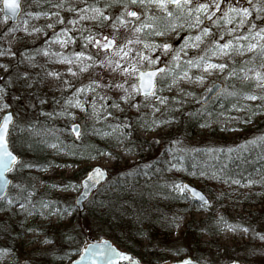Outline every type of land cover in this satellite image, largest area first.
<instances>
[{
	"label": "snow or ice",
	"instance_id": "6c2138e0",
	"mask_svg": "<svg viewBox=\"0 0 264 264\" xmlns=\"http://www.w3.org/2000/svg\"><path fill=\"white\" fill-rule=\"evenodd\" d=\"M36 2L39 4V0ZM225 2L226 0H95L94 3H87L85 0L84 6L81 7L79 5L73 6L71 0H45L47 11L42 10L35 14H26L37 19L45 16L52 21L46 24V28L52 30L51 38H47L48 34L44 33L46 37L44 43L48 47L37 48L35 52L50 59L53 63L67 67L65 72L45 69L42 81L55 80L64 85L65 89H71L73 88L71 81L63 79L66 74L79 77L81 74L87 73L90 76L88 84L75 88L72 95L65 98V107L57 115L67 116L75 121L77 117L73 112L68 111L69 108H75L84 113L87 119L99 122L103 118L107 122L108 118L113 116L112 110L124 112L125 107H121L124 105L127 109H136L138 113L145 108L152 109L154 118L151 121L139 119V123L146 129L171 127L175 122L173 119H158L155 118V113L160 112L161 106L169 105L171 100L176 99V96L170 99L161 93L175 90L177 94L194 95V93L186 91L185 83L189 85L202 83L206 74H211L215 70L225 71L229 68L227 62H213V56L231 57L234 54L244 55L247 52L252 55L253 59L245 61V66L241 67L239 72L235 67L229 71L230 77L243 80L241 89L226 93L242 98L245 103H240L238 99L233 104V110L241 113V115H228L221 131H236L229 124L252 123L254 118L264 114V27L258 26L255 22L260 21V24H264V0H256L255 3L254 0H244L247 6L240 4L239 0H227L228 7L224 9ZM7 7L13 15L19 10L17 0H12L11 3L7 4ZM110 9H119V11L111 12ZM62 11L76 15L72 19L66 20L61 15ZM155 12H158L159 15L154 14ZM160 21H167V23L161 27ZM86 22H92L95 30L86 28L84 26ZM24 24L23 31L28 35L39 34L43 31L41 28H32L29 31L28 21L25 20ZM78 24L81 25L79 28L76 27ZM57 25L62 26L58 32L55 30ZM68 25L72 27L69 28ZM225 25L230 27L225 29L224 34L217 31ZM105 29L110 34H105ZM185 29L189 31L198 29L199 31L196 35L182 37L184 43L179 49L173 50L172 45L167 40L162 44H157L148 39L165 36L168 32H183ZM19 30L18 28H6L0 34V39H6L10 33ZM226 36L230 38L225 39ZM21 39L22 37H16V40ZM78 39L82 41L80 51L73 49L66 54L64 51L51 50L53 44L60 45L61 49H67L69 45H75ZM206 39L211 40L212 46L206 50L204 55L189 57L188 59H183L180 56L181 52L185 56L187 55L186 49L189 46L199 49ZM90 47L96 49V55L89 54L88 49ZM158 51L163 55L175 51L176 54L172 56V61L175 68L180 69V71L177 72L167 67H156L161 62V57L157 54L154 58L153 53ZM100 53H104L102 58ZM9 55L12 57L17 55L11 44L7 48L0 47V56ZM33 60V56L23 57L17 61L15 68H19V65L23 63L34 68ZM256 60H259L258 64L255 63ZM249 64L253 66L249 67ZM15 68L9 64L0 63V73H2L0 74V111L10 108V105L4 102L9 84L19 82L25 89H31L35 86L31 71L16 72L13 78ZM193 70H196L198 74H194ZM240 73L243 74L242 77H240ZM39 75L40 73H37V76ZM101 91H104L105 94L101 95ZM112 92L117 94L115 98L107 94ZM86 93L91 95L85 96ZM141 95L143 98L137 99ZM36 99L41 105L46 103L44 99L39 97ZM252 101H260V103L256 105L248 103ZM182 106L181 102L179 108L170 109L171 113L175 115L176 112H180ZM44 115L51 116L52 113H44ZM189 115L193 114L190 113ZM209 115L211 114L209 113ZM13 122L14 117L11 111H6L0 119V191L10 183L8 173L16 172L18 169L35 167L33 163L21 160L10 149L9 133L10 125ZM109 126L112 127V125ZM210 126L211 121L208 120L200 125L202 129ZM70 130L76 139L81 138V125L79 123H72ZM135 131L136 125L132 122L116 124L113 127V133H117V135L115 136V143L111 147L121 149L125 153L131 152V138ZM96 133L101 135L99 130H96ZM102 135L110 137L112 133L105 132ZM257 141L264 142V136L247 141V144H255ZM154 142L158 143L159 141ZM179 142L178 140L174 141V143ZM51 147L57 149L58 145L52 144ZM241 147H246V145ZM96 153L99 156L106 155L109 159L119 160L122 158L118 153L114 155L113 152H104L99 149H96ZM172 167L174 168L175 165ZM106 177L107 172L103 168L93 165L90 171H86L80 182L83 189L80 196L85 199L89 198V189L100 184ZM232 183L240 184V181L233 180ZM249 183H256V181L250 180ZM17 187L20 186L17 185ZM74 187L71 183L64 185L65 189ZM172 188L180 193L183 198L190 195L194 201L198 202L197 210L210 211L214 207L210 198L188 184L174 181ZM21 190L24 191L25 189ZM29 198L25 197L24 199L27 201ZM0 200H6L8 206L14 203L12 199L7 198L6 194L0 196ZM15 203H18L19 209L27 216L34 214L25 202ZM77 203H80V197L77 198ZM41 209L38 213L40 216H44L43 209H49L48 216L55 215L58 219H62L69 210L55 209L53 211L52 205L44 202H41ZM181 219L179 216L173 217L170 223L173 227L179 228ZM216 223L217 230L242 231L244 234L251 235L253 239L264 241V232L251 227H242L238 224H229L223 216L219 217ZM220 225H223L224 228L221 229ZM42 242L45 244L54 243L47 237ZM7 251V249H0V256L5 255ZM83 251L85 255L80 256L73 264H83L86 259L91 264H116L117 260L132 261L130 256L118 251L107 241L89 245ZM132 264H139V262L132 261ZM179 264H201V262L183 259ZM232 264H239V261L233 260Z\"/></svg>",
	"mask_w": 264,
	"mask_h": 264
},
{
	"label": "trees",
	"instance_id": "16d2710c",
	"mask_svg": "<svg viewBox=\"0 0 264 264\" xmlns=\"http://www.w3.org/2000/svg\"><path fill=\"white\" fill-rule=\"evenodd\" d=\"M161 23L164 21H160ZM35 48H27L35 53L36 56L32 55L34 60L47 62L48 58L38 55ZM255 63H259V60H256ZM37 73L40 75L37 76ZM31 74L35 86L27 92V96L21 93L22 90H16L12 85H8L5 98L9 100L10 105L16 104L17 110L19 108L26 110H22L25 114V124L13 127L11 143L21 154V160L31 162L35 167L23 168L14 172L16 183L10 186L7 195V198L12 199L14 203L8 206L6 200L0 201V231L6 233L9 240L12 241L25 235V229L36 230L39 228V225L32 220H35L39 211L42 210L41 202L51 204L52 209H69L67 214L59 219L60 227L53 226L48 229V236L54 241V246L49 250V253H45L46 251L42 253L41 264H64L66 260L72 258V255L80 253L81 250L78 248L66 247L68 242L75 240L72 230L74 226H77V220L80 218L96 222L94 224L96 227H93L95 237H106L112 240L120 249L132 253L146 264H162L172 256L182 257L185 254H192L198 246V237H202L203 231L207 227H214L213 230H209V233L216 235L220 231L217 230L218 218L223 216L228 223H231L233 217L228 205L230 197H223L222 205H217L216 208L210 210L205 219L187 221V215L200 212L197 210L198 202L189 196L183 198L172 188L174 181H185L187 177L198 181L203 188L209 190L208 185L212 184L211 181L218 186L225 187L228 191L229 189L247 187L248 189H244L246 198L243 200L246 204L264 203V142L257 141L255 144H247V141L264 136V118L258 119L263 114L254 118L253 128L242 135L234 136L235 138L222 137L213 145L197 144L199 147L197 145L189 147L190 144H187L185 150L178 147L174 149L169 144L158 145L163 137L157 139L159 142L156 143L155 140L141 138L133 134L130 146L132 152L137 155V159L122 167L116 166L110 169L108 180L88 200L83 212L73 205L63 208L60 196L47 202L50 189L44 188L45 192L38 194V190L34 187V181L31 179L34 178L32 171L45 170V167L51 164V145L57 144L58 148L67 153L70 159L79 162L97 155L96 149L104 152L115 149L111 145L115 143L117 135V133H112L116 124L114 123L115 119L100 123H91L93 122L91 121L83 126L81 138L76 139L70 130V122L66 116L56 114L55 116L59 117L57 120L44 115L47 112L39 105L36 97L43 96L49 100L56 96L48 94L46 90L48 84L42 83L44 71L35 69L31 70ZM240 77L242 76L240 75ZM240 80L241 78L229 77L225 86H231L233 91L240 90L244 83ZM238 99L240 103L243 100L236 96L226 95L214 98L207 105L197 103L195 106L191 102L182 103L180 112H176L175 115L168 114L167 118L159 119H175L186 139L192 142L193 138L198 137L199 131L202 129L200 125L205 120L211 121L210 128L214 126L220 128L222 122L225 123L226 117L230 115L228 111L233 109L232 106ZM28 100L34 101V106L26 107ZM190 113L193 115L190 116ZM139 114L143 118V111ZM114 116L117 117V115ZM135 117L138 118V116ZM135 117L130 122L135 124ZM256 119L258 120L256 121ZM96 130H99L101 135H98ZM105 132L112 133V136L104 137L102 133ZM237 140L239 141L234 146L232 142ZM242 145H246V147L242 148ZM230 149L232 151H229ZM172 165L175 167L173 168ZM87 170L77 172L78 177H83ZM233 180H239L240 184L232 183ZM250 180L256 181V183H249ZM46 181L52 182L53 180L50 178ZM25 197L30 198L25 201ZM15 202H25L34 214L27 216ZM254 214L258 215H255L254 218ZM66 216H68L67 224L64 220ZM176 216L182 218L180 225L185 223V229L178 238H175L177 228L170 223ZM250 216L247 218V223L256 219V221H260L257 223V227L261 226V221L263 224L264 210L251 212ZM28 219L31 220V223L27 227ZM212 223L213 225H210ZM255 223L250 224V227ZM76 229L79 230V227ZM14 231L15 236H13ZM63 246L66 247L64 251ZM62 251L65 253L70 251V253L66 255ZM195 258L199 260L196 255Z\"/></svg>",
	"mask_w": 264,
	"mask_h": 264
},
{
	"label": "rangeland",
	"instance_id": "374dc122",
	"mask_svg": "<svg viewBox=\"0 0 264 264\" xmlns=\"http://www.w3.org/2000/svg\"><path fill=\"white\" fill-rule=\"evenodd\" d=\"M87 3H94L95 0H86ZM240 4L247 6L244 2V0H239ZM256 0H254V3ZM85 0H71V4L73 6L79 5L81 7L84 6ZM228 7L227 0L224 4V9ZM47 11V6L45 3V0H39V4H37L36 0H23V12L20 16V19L17 23H11L7 17L4 16L2 12V7H1V0H0V34L4 32L6 28H13V29H20L19 31L10 33L6 39H0V47L7 48L9 44L12 45L13 51L17 52V55L15 57L12 56H0V63H6L13 68H15V65L17 61L21 60L23 57L27 56H32L35 53L32 52L31 49H27L28 47H36L37 48H47L48 45L44 43V40L46 39L44 33L48 34L47 38H51L52 30L46 28V24L52 22L45 16H41L38 19L37 18H32L27 16V13H37L40 11ZM109 11L111 12H118L119 9H110ZM154 14L159 15L158 12H155ZM61 15L65 17L66 20L72 19L76 14L75 13H70L67 11H62ZM219 15V14H218ZM27 20L28 24L27 27L29 28V31H31L32 28H41L43 31L39 34L33 33L32 35H28L23 31V28L25 27L24 21ZM258 26L264 27V24H260V21H255ZM167 21H164V23H161V27L166 24ZM81 25H76L77 28H79ZM86 28L93 29L95 30V26L93 25L92 22H86L84 25ZM211 27V25H209ZM61 25L56 26V31H60ZM69 28H71V25H68ZM227 27H230L228 25H225L221 27L220 29H217L218 32L221 34H224L225 29ZM198 29H192L191 31L185 29L183 32H168L165 36H158V37H150L148 38L150 41H153L157 44H162L167 40L168 43L172 45L173 50L179 49L181 45L184 43V40L182 37L186 35H196ZM105 34H110L106 29L104 30ZM16 37H22L21 40H16ZM230 37L226 36L225 39H229ZM81 44L82 41L79 39L77 40L75 45H69L67 49H61L60 45L58 44H53L51 46L52 51H64L66 54L71 52L73 49L76 51L81 50ZM212 46V42L209 39H206L203 44L200 45L199 49L192 48L189 46L186 49L187 55L183 52L180 53V56L183 57V59H188L189 57H198L201 55H204L206 50ZM89 54L96 55V49L94 48H89L88 49ZM159 54L161 57V62L156 65V67H159L161 65H166L168 69H173L177 72L180 71V69L175 68V64L172 61V56L175 55V51L163 55L159 53H153V57L155 58V55ZM104 53H100L101 58L103 57ZM45 58L44 56H42ZM252 55L250 53H245L244 55H239V54H234L231 57H223V56H213L212 61L213 62H227L229 65V68L226 69L225 71H220V70H215L211 74H206L205 79L202 83H196L189 85L187 83L184 84V87L186 88V91L188 93H194V95H187L185 93H179L177 94L175 90L169 92V91H164L161 93V95L168 96L170 99L173 96H176L175 100H171V103L166 106H161V110L158 113H155V118H167L168 114H172L170 109L172 108H179V105L182 103H187L191 102L194 103L196 106L197 103L201 104V99L207 94L208 90L210 87L214 84L213 82L216 81H222L226 84V81L228 80L229 76V71L231 68L235 67L236 69H239L241 67H244V62L249 61V59H252ZM54 59V58H52ZM233 61H235V64H233ZM182 63V61H181ZM33 64L35 65L34 68H30V66L27 63H23L19 65V68H15V71L13 72V78L15 77L16 72H24V71H31L35 69H39L44 71L45 69L48 70H57L60 72H65L66 65L58 64V63H53L51 62L50 59L48 61H41V60H33ZM47 64V65H46ZM258 64V63H257ZM249 67H252L251 64L248 65ZM148 67V66H145ZM239 72V71H237ZM194 74L196 73V70H193ZM2 74V73H0ZM242 76L243 74L240 73ZM233 78V77H230ZM63 79L70 80L73 88L71 89H65L64 85L61 83L55 81V80H47V81H42L43 84H48L47 87V92L48 94H52L53 96L55 95L56 97H53L52 99L50 98L49 100L46 99V97L40 96V98L44 99L46 101L45 104L41 105L39 104L44 111L47 113H52L51 118H56L57 120L59 117L55 116L57 113H59L64 107V100L67 97H70L72 95V91H74L75 88L80 87L81 85H86L89 82L90 76L89 74H81L79 77H72L71 75L66 74ZM243 80L241 79L240 82ZM135 82V81H133ZM13 88H16V90H22L21 93L24 94V96H27V92L30 89H25L21 86L19 82H14L12 84ZM14 90V89H13ZM233 91V88L231 86H225L222 91L218 94L217 97L221 98L223 96H226L227 92ZM258 91V90H257ZM41 92V91H40ZM46 92V91H45ZM16 93H19L16 91ZM101 95H104L105 92L101 91ZM108 95L113 96V98L116 97V93H107ZM90 93H86L85 96H90ZM39 96V95H38ZM55 98V100H54ZM143 97H138L137 99H142ZM39 101V100H38ZM5 103L9 104V100L5 98L4 100ZM34 101H27L26 107L33 105ZM55 102V103H53ZM57 102V103H56ZM241 103H245L244 100L241 101ZM253 105L259 104L260 101H252L248 102ZM37 105V104H36ZM121 107H125L124 112H120L118 110H112L113 111V116L108 118L107 122L114 121L115 124H119L122 122H130L135 116V125H136V131L134 134L140 136L141 138H146V139H151L158 141L157 139H160L163 137L161 143H158V145H164V144H169L172 146L174 149L177 147L181 150H185L186 147L188 146L187 144H190L189 147L196 146L197 144L201 145H210V144H215V141L219 140L222 137L226 138H235L234 136H239L244 134L247 130L253 128V125L255 122H252L250 124H229L230 127H233L236 129V131H221V129L224 127V124L222 122V125H220V128L217 127H212V128H204L199 131L198 137L196 136L193 138L192 142H189L184 133L183 130H180V127L178 125V122H175L172 124L171 127H161V128H152V129H146L144 128L140 123L139 119L141 118L139 113L136 111V109H127L126 106L121 105ZM169 109H168V108ZM18 107L17 105H10L9 109H6L4 111H0V119L2 114L7 111V110H14L16 120L13 125V127L19 125H24L25 123V114L23 113L22 110L26 111L25 109H20L17 110ZM168 109V110H166ZM68 111H71L74 113V115L77 117L75 121L71 120L69 117L66 116V119L69 120L70 122V127L72 123H79L83 126L89 122H91V119H87L79 109L75 108H69ZM143 111V119L151 121L154 117L152 115V109L151 108H145L142 109ZM229 114L236 116V115H241V113L236 112L235 110L231 109L228 111ZM139 114V115H138ZM114 115H117L115 117ZM264 118V114L259 117ZM256 119V121L258 120ZM138 121V122H137ZM104 122L103 118L99 122H91V123H100ZM113 123V124H114ZM12 127V130L10 132V137H9V142L12 150L19 155H21L18 151L14 148V146L11 143V134L13 133L14 129ZM113 133V132H112ZM180 141L179 143H174V141ZM232 142L234 143L233 145L238 142ZM198 146V145H197ZM123 145L121 146V148ZM199 147V146H198ZM107 152H113L114 155L117 153L122 157L119 160L116 159H109L106 155L104 156H99V155H94L91 159H84L79 162H75L74 160L70 159L68 154L60 150L59 148L53 149L52 147L50 148V154L51 157L50 159L52 160L51 164L47 165L45 167V170H35L32 171V174L34 175V178L31 179L34 182V187L36 188L37 193L40 194L41 192H45L44 188H49V193L48 196L49 198L46 199L47 202H49L50 199L57 198L60 196V200L63 204V208H69V206L73 205L76 209H78L75 206V200L76 197L80 194L81 191V186L80 182L83 177L79 178L77 175V172L85 169H90L93 165L96 166H102L104 169L110 170L116 166L122 167L128 162L137 159V155H135L132 151L125 153L121 149H112ZM21 169H18L17 171H20ZM16 171V172H17ZM88 171V170H87ZM86 174V173H85ZM11 177L13 178V183L15 184L16 180V175L13 173H10ZM52 179V182H47L46 179ZM186 182H189L200 189H202L207 195L208 198H210L211 203L213 204V208H216L217 205H222V198H229L228 205L231 210L232 214V220L231 223L229 224H238L241 225L242 227H250V224L252 225L251 228L256 229L258 231L264 232V222L262 224L261 221V226L257 227V223L260 221H256V219H252L249 223H247V218L250 216L251 212H261L264 210V203L258 204V205H250L246 204L243 200H245V195L246 191L244 189L246 188H239V189H225V187L218 186L216 183L211 181V185L209 184L208 188H203L202 185L196 181L193 180L191 177H187L185 181H176V183H183L185 184ZM71 183L74 185V188H68L65 189L64 185ZM205 186H207L205 184ZM232 195V196H231ZM224 202V199H223ZM212 208V209H213ZM57 209V208H55ZM55 209H52L55 211ZM211 209V210H212ZM48 211L49 209H45L44 211V216L38 215L34 221V223L39 225V228L36 230H26L25 229V235L10 241L9 237L6 235V233H2L0 231V249H7V253L3 256H0V264H41L42 262V253H49V250L53 248V244H45L42 241L47 237L48 239H51L48 236V229L52 228L53 226L58 227V222L59 219L53 215V216H48ZM210 211H200L196 212L190 215H187V221H199L202 219H205L209 215ZM220 212V211H219ZM254 214L253 217L255 218ZM69 216V215H68ZM68 216H66L65 223H68ZM242 216V217H240ZM246 217V218H243ZM251 217V216H250ZM1 218V216H0ZM89 219L85 218H80L77 220V226L73 227L72 232L74 233L75 240L74 242L70 241L66 245L67 248H78L79 250H83L85 246L88 243V237L93 236L95 237V230L93 227L95 226L94 224L96 223L95 221H91ZM31 220L28 219L26 226L30 225ZM66 223V224H67ZM210 225H213L210 224ZM66 226V225H65ZM60 227V226H59ZM62 227V226H61ZM76 227H79V230L76 229ZM96 227V226H95ZM221 229L224 228L220 227ZM97 229V228H96ZM185 229V223L183 222L179 228H177L176 233H175V238H178L181 234V232ZM214 227H207L203 232L204 234L202 237H198L199 243L198 246L196 247V251L193 252L192 254H185L182 257L179 256H172L170 259H168L166 262L167 263H173V262H178L183 260V258L187 256H191L193 258L196 257L199 258L200 262L204 264H227L229 262H232L233 260H237L240 262H243L244 264H264V241H260L259 239H253L251 235L244 234L242 231H237V232H232L229 230H223L219 231L218 234L216 235H211L209 230H213ZM24 232V228H23ZM15 236V231L14 235ZM15 238V237H14ZM97 238V237H96ZM52 240V239H51ZM63 246V251L66 248ZM71 249V250H72ZM62 251V252H63ZM80 251V252H81ZM200 251V252H199ZM69 254L70 251H67ZM67 253L63 252V254ZM56 256V254H54ZM79 257L78 254L72 255V258L66 260L64 264H69L71 261ZM52 260V259H50ZM252 260V261H250ZM46 264V263H42ZM160 264V263H157Z\"/></svg>",
	"mask_w": 264,
	"mask_h": 264
},
{
	"label": "water",
	"instance_id": "95a60500",
	"mask_svg": "<svg viewBox=\"0 0 264 264\" xmlns=\"http://www.w3.org/2000/svg\"><path fill=\"white\" fill-rule=\"evenodd\" d=\"M11 2H12V0H1L2 12H3V14H4L5 17L9 18V21H10L11 23H17V22L19 21L20 15H21V13H22V11H23V0H17V3L19 4V10L16 12L15 15H13L12 11L7 7V4H9V3H11ZM159 67H160V68H164V67H166V65H161V66H159ZM157 79H158V77H157ZM223 87H224V83H223V82H221V81H216V82L210 87L211 91L208 90L207 94H206V95L203 97V99L201 100L202 104H203V105H206L208 102H210V101H211L216 95H218V94L220 93V91L223 89ZM141 97H143V96L141 95ZM8 111H11V112H12L13 117H14V122H15V114H14V112H13L12 110H8ZM4 115H5V112H4V114L2 115V117H3ZM2 117H1V119H2ZM14 122H13V124H14ZM13 124H12V125H13ZM12 125H10V131H11V127H12ZM9 134H10V133H9ZM9 145H10V142H9ZM10 149L12 150L11 146H10ZM12 151H13V150H12ZM13 152H14V151H13ZM14 154L18 155L16 152H14ZM18 156H19V155H18ZM19 157H20V156H19ZM96 167H101V168H103L102 166H98V165H96ZM103 169H104V168H103ZM90 170H91V168L89 169V171H90ZM104 170L107 172V177H106V179H105V180H102L100 184H98V185H96V186H94V187H91V188L89 189V198L85 199L84 197L80 196V194L76 197L75 204H76V206L79 208L80 211H83V210H84V208H85V203H86V202L92 197V195L97 191V189L107 181L108 176H109V172H108V170H106V169H104ZM7 176H8V179L10 180V183L3 187V190L0 191V196H3V195H5V194L7 195L8 189H9L11 183H12V177H10L9 173L7 174ZM83 178H84V177H83ZM83 178H82V179H83ZM186 184L190 185L191 187H194L195 189H197L198 191H200L203 195H205L206 197H208V195H207L202 189L198 188L197 186H195V185H193V184H191V183H189V182H187ZM82 190H83V189L81 188V191H82ZM78 197H80V203H77V198H78ZM88 241H89V242H88V244L86 245V248H87L89 245H92V244H98V243H100L101 241H107L109 245H111L112 247H115L118 251H121V252H123V253H126L128 256H130V257L132 258V261H136V262H139V264H143V263H141L138 259L133 258L132 254L120 250V249H119L117 246H115V245L113 244V242H112L111 240H109V239L102 238L101 240H99V239H97V238L89 237V238H88ZM82 255H85L84 251H83ZM82 255H81V256H82ZM79 258H80V257H79ZM79 258L75 259L74 261L78 260ZM188 259H192V258H191V257H188ZM74 261H72V262L69 263V264H73ZM122 261H123V260H117V261H116V264H120V262H122ZM132 261H126V262H128V264H132ZM83 264H91V262H90L89 260L86 259V260L83 262ZM171 264H179V263H171ZM201 264H202V263H201ZM230 264H232V263H230ZM239 264H242V263H239Z\"/></svg>",
	"mask_w": 264,
	"mask_h": 264
},
{
	"label": "flooded vegetation",
	"instance_id": "af4514ba",
	"mask_svg": "<svg viewBox=\"0 0 264 264\" xmlns=\"http://www.w3.org/2000/svg\"><path fill=\"white\" fill-rule=\"evenodd\" d=\"M120 264H128V262L122 261V262H120Z\"/></svg>",
	"mask_w": 264,
	"mask_h": 264
}]
</instances>
